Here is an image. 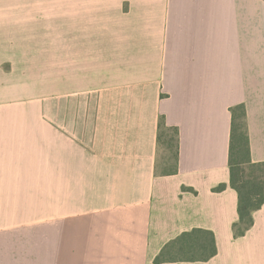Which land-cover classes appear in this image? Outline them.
Segmentation results:
<instances>
[{"label":"crops","instance_id":"crops-1","mask_svg":"<svg viewBox=\"0 0 264 264\" xmlns=\"http://www.w3.org/2000/svg\"><path fill=\"white\" fill-rule=\"evenodd\" d=\"M238 105L264 164V0H0V264H154L194 229L216 255L162 264H264V205L233 236Z\"/></svg>","mask_w":264,"mask_h":264},{"label":"trees","instance_id":"trees-1","mask_svg":"<svg viewBox=\"0 0 264 264\" xmlns=\"http://www.w3.org/2000/svg\"><path fill=\"white\" fill-rule=\"evenodd\" d=\"M231 129L229 144V185L237 193L238 220L233 225V236L241 237L252 226V213L264 205V183L260 177L245 175L246 169L264 167L263 163L253 164L250 160L248 136L245 129V111L243 105L230 109ZM165 128L173 133L174 160L177 156V129L165 127L159 119L158 143L161 131ZM175 166L165 171L164 175L173 174ZM219 185L214 191L224 189ZM214 235L210 231L194 229L184 232L172 241L166 243L160 253L154 258V264L167 262H206L216 255Z\"/></svg>","mask_w":264,"mask_h":264},{"label":"rangeland","instance_id":"rangeland-1","mask_svg":"<svg viewBox=\"0 0 264 264\" xmlns=\"http://www.w3.org/2000/svg\"><path fill=\"white\" fill-rule=\"evenodd\" d=\"M161 138L159 141V152L157 153V173H164L173 168L174 165V143L172 141L173 133L165 128L161 131ZM245 175L252 177H260L261 182L264 183V167L255 169H246ZM238 238V237H236ZM255 246L251 241H242L238 245L228 249L229 257L233 262L251 261L254 256Z\"/></svg>","mask_w":264,"mask_h":264}]
</instances>
